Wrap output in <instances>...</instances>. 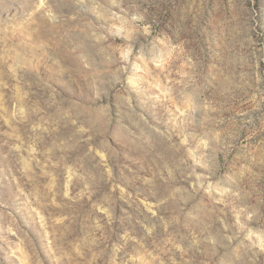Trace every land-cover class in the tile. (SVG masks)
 Masks as SVG:
<instances>
[{
    "label": "rangeland",
    "instance_id": "rangeland-1",
    "mask_svg": "<svg viewBox=\"0 0 264 264\" xmlns=\"http://www.w3.org/2000/svg\"><path fill=\"white\" fill-rule=\"evenodd\" d=\"M0 264H264V0H0Z\"/></svg>",
    "mask_w": 264,
    "mask_h": 264
}]
</instances>
